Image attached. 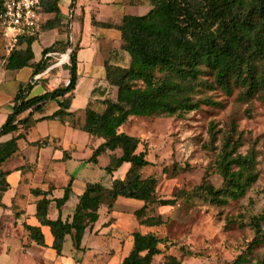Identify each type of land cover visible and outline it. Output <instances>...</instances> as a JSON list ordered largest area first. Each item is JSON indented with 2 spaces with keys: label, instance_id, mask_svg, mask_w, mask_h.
I'll list each match as a JSON object with an SVG mask.
<instances>
[{
  "label": "trees",
  "instance_id": "trees-1",
  "mask_svg": "<svg viewBox=\"0 0 264 264\" xmlns=\"http://www.w3.org/2000/svg\"><path fill=\"white\" fill-rule=\"evenodd\" d=\"M147 1L150 10L146 14L123 16L117 26L93 22L101 27L118 29L120 49L128 55L129 63L126 67L104 64L105 81L109 88L107 97L100 102L104 109L102 112L91 108L85 110L83 131L91 139H102L92 149L88 162L96 165L98 157L109 152L104 172L111 176L123 164H128L123 179H112L109 188L100 183L86 182L70 220L65 221L60 217L55 220L48 218L51 201L47 199V192L31 191L34 196H41L36 202L35 217L41 226L49 228L53 238L51 248L58 255L67 236L78 249L85 230L99 219L100 208L104 206L110 213L119 197L143 203L134 214L139 226L149 229L165 223L160 214L146 216V212L153 204L173 206L175 199L158 198L156 178L142 177V170L150 165L146 159L148 141L120 131L131 117L182 116L198 110L201 105H216L209 96L197 98L215 90L230 94L238 89L240 101L248 103L256 98L264 102V0ZM58 3L59 0H42L40 13L49 12L58 16ZM59 25L58 19L54 18L41 26L40 33ZM37 38L20 39L9 54L0 58V69L18 71L35 66L31 45ZM66 48L54 43L44 49L43 54L65 52ZM76 63V53L72 50L68 56L67 84L40 96L28 98L31 84L19 85L12 100L13 111L0 127V135L15 131L19 123L28 128L32 112L41 111L48 101L71 94L77 82ZM69 99L67 97L59 102L58 110L48 118L65 123L71 115L68 112ZM28 110L29 115L24 120L16 121L17 116ZM209 136L210 143L216 140L220 143L214 167L222 187L215 190L202 185L208 200L217 206L237 201L258 179L255 144L252 143L244 154L240 152L243 141L234 122H230L223 131L210 125ZM35 144L44 146L46 143L38 141ZM17 152L14 139L0 145V204L8 189L7 172L1 169V165ZM67 158L64 152L62 160ZM173 170L174 174L178 171L177 167ZM70 194L71 183H68L63 197L53 200L58 210ZM251 226L253 238L230 264H264V258L251 261L255 249L264 245V231L259 218H253ZM26 229L33 242L44 246L39 227ZM131 237V250L121 264H153L155 257L162 252L160 246L167 242L166 238L161 239L152 231H136ZM164 264H180V261L167 255Z\"/></svg>",
  "mask_w": 264,
  "mask_h": 264
},
{
  "label": "crops",
  "instance_id": "crops-1",
  "mask_svg": "<svg viewBox=\"0 0 264 264\" xmlns=\"http://www.w3.org/2000/svg\"><path fill=\"white\" fill-rule=\"evenodd\" d=\"M143 4L149 5L146 0H59L58 16L49 12L40 13L41 26L54 18L58 19L60 25L40 33L31 45L34 54L32 63L35 66L18 71L0 69L1 127L13 111L12 100L19 85L31 84L28 98L66 85L69 78L66 69L67 48L65 52H49L45 55L43 50L54 43L67 47V27L71 19L72 50H75L77 60L75 89L71 94L46 102L41 111L32 112V122L28 128L19 123L15 131L0 135V145L14 139L18 148V152L1 165V169L7 172L8 189L0 204V264H109L115 255H121L116 262L121 264L131 250V234L136 232V227L142 226L138 225L134 216L136 211L133 209L127 212L129 216L133 214L135 221L124 215L121 220L113 216L121 199L119 197L110 213L104 206L100 208L99 219L85 230L78 249L67 236L58 255L51 248L53 238L49 228L41 226L35 217L36 202L41 196L36 197L31 191L47 192V199L51 201L48 218L55 220L60 217L65 221L70 220L86 182L103 185L101 179L105 174L108 186H103L109 188L112 179H123L128 164H123L111 176L104 172L109 152L100 155L96 165L88 162L92 149L102 139H91L83 131L85 110L91 108L102 112L104 109L100 102L107 97L109 91L104 64L107 62L126 67L129 63L128 55L120 49L118 29L101 27L93 22L117 26L123 16L129 15V11ZM38 65L40 70L36 72ZM67 97H70L68 112L71 115L66 118L65 123L49 119L58 110V103ZM29 112L30 110L21 113L16 121L24 120ZM120 130L123 132V129ZM38 141H45L46 144L38 146L35 144ZM64 152L68 155L66 160H62ZM68 183H71V194L58 210L53 200L63 197ZM136 204L138 210L143 205L141 201ZM120 212L124 213V210ZM123 219L129 222L127 226ZM30 226L39 227L44 246H38L29 238L26 228ZM144 232L147 231H142ZM124 237L128 239L125 240ZM65 246L69 249L67 256L62 253Z\"/></svg>",
  "mask_w": 264,
  "mask_h": 264
},
{
  "label": "rangeland",
  "instance_id": "rangeland-1",
  "mask_svg": "<svg viewBox=\"0 0 264 264\" xmlns=\"http://www.w3.org/2000/svg\"><path fill=\"white\" fill-rule=\"evenodd\" d=\"M149 10L150 6L143 4L128 14L140 16ZM4 47L5 40L0 36V58L5 54ZM238 92V89L230 94L221 90L207 92L197 98L209 96L216 105H201L198 110L182 116L131 117L120 128L128 135L148 141L146 159L150 165L142 170L141 175L156 178L158 198L175 199L173 206L153 204L146 212V216L160 214L165 221L162 226L134 229L152 231L159 238H166L167 242L160 246L162 252L155 257L153 264H164L167 255L176 257L180 264H230L253 238V218H259L264 231V102L256 98L248 103L242 102L238 99ZM230 122L236 124L241 134L242 154L252 143L255 144L258 179L243 198L217 206L210 203L202 186L206 184L215 190L222 187L214 167L220 143L219 140L210 143L209 127L214 125L216 130L223 131ZM174 165L178 169L175 174ZM103 175V185L108 186ZM136 203L137 200L121 198L113 216L121 220L124 215L135 221L133 214L129 216L127 211H137ZM122 209L124 213L120 212ZM123 222L125 226L129 224L125 219ZM68 252L65 246L63 255L67 256ZM120 256L115 255L109 264H116ZM262 258L264 245L255 249L251 261Z\"/></svg>",
  "mask_w": 264,
  "mask_h": 264
},
{
  "label": "built area",
  "instance_id": "built-area-1",
  "mask_svg": "<svg viewBox=\"0 0 264 264\" xmlns=\"http://www.w3.org/2000/svg\"><path fill=\"white\" fill-rule=\"evenodd\" d=\"M42 0H0V36L9 54L22 38H36L41 32Z\"/></svg>",
  "mask_w": 264,
  "mask_h": 264
},
{
  "label": "water",
  "instance_id": "water-1",
  "mask_svg": "<svg viewBox=\"0 0 264 264\" xmlns=\"http://www.w3.org/2000/svg\"><path fill=\"white\" fill-rule=\"evenodd\" d=\"M68 46H67V56H69L70 52L72 51V40H71V19L68 23Z\"/></svg>",
  "mask_w": 264,
  "mask_h": 264
}]
</instances>
